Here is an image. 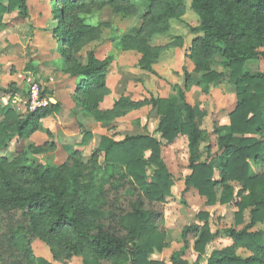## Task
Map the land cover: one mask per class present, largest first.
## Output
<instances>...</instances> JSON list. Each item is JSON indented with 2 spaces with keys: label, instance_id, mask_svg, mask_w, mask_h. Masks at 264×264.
<instances>
[{
  "label": "trees",
  "instance_id": "trees-1",
  "mask_svg": "<svg viewBox=\"0 0 264 264\" xmlns=\"http://www.w3.org/2000/svg\"><path fill=\"white\" fill-rule=\"evenodd\" d=\"M6 2V6L0 5V19L15 10L23 19L28 17L26 0ZM91 5L108 6L123 18L136 17L144 10L134 35L113 34L110 42L119 52L141 55L139 69L153 73L152 65L161 52L181 46L179 37L163 47H152L150 41L152 36L166 33L172 19L184 16L183 0H52L51 5L61 20L54 29L57 53L68 65L64 71L76 79L74 96L80 112L106 124L149 106L160 118L155 129L159 138L136 135L115 140L102 136L85 164L74 154L60 166H32L24 163L23 154L7 160L8 142L14 136L30 137L38 130L39 120L58 106L49 104L22 116L0 109L4 118L0 121V264H50L42 258L35 262L29 244L38 239L53 249L61 236L56 243L61 252L66 258H80L82 264H164L151 259L165 247L161 206L171 196L173 186L161 148L179 137L185 139L190 171L183 179V193L197 191L207 207L234 205L236 226L244 224L245 211L250 220L240 230L223 231L231 246L210 251L218 232L210 231L206 213H198L203 224L183 228L182 246L171 254L170 261L176 264L193 242L196 263L202 259L205 264H264V232L253 230L256 224L264 223V171L256 175L250 171L251 163H264V71L245 69L264 48V0L190 2L199 21L193 31L202 33L193 40L187 55L195 72L202 74L198 85L208 94L210 86L228 84L236 95L229 126L213 125L209 132L203 128L205 111L190 106L177 85L171 86V94L164 99L134 102L120 97L110 110L98 109L109 93L107 67L116 55L98 60L89 52L85 64L74 60V54L97 40L103 27L110 26L90 24L74 13ZM215 57L221 59L226 71L210 68ZM87 137L90 134L85 133L83 139ZM100 154L103 163L99 162ZM239 248L251 255L241 258L236 255Z\"/></svg>",
  "mask_w": 264,
  "mask_h": 264
},
{
  "label": "rangeland",
  "instance_id": "rangeland-1",
  "mask_svg": "<svg viewBox=\"0 0 264 264\" xmlns=\"http://www.w3.org/2000/svg\"><path fill=\"white\" fill-rule=\"evenodd\" d=\"M190 2L191 0H183L185 14L181 18L182 21L180 20L181 26L179 27L185 29L186 36L179 37L181 40L184 38L182 40L183 47L179 48L181 53L187 51L185 48L188 42L185 40H189L187 37L190 35L189 38H191V36L197 35L196 32L191 34L193 29L198 26L199 21L190 8ZM6 4V0H0V5L6 6ZM51 5L52 0H26L28 15L26 19L20 17L17 10L3 14L0 19V109H10L19 116L29 113L25 104L28 99L27 92L30 82H36L39 85L41 96L44 92V98L50 100L48 105L58 106L56 111L39 120L38 130L30 137L14 136L8 142L9 145L4 155L7 160H14L19 154H23L25 164L60 166L70 156L77 154L80 162L85 164L94 154L98 147L99 136L103 134L108 137L112 136L115 140H120L124 136L145 133L150 136L154 135L155 111L151 110L149 106L126 112L106 124L96 123L91 115L80 112L74 96L76 83L64 71L68 65L57 53L58 40L54 29L61 20L55 15L56 12L51 8ZM58 6L62 7V4L59 3ZM143 11L142 9L136 17L129 18L114 15L108 6L102 8L98 5H91L74 11L76 15L84 17L90 24L110 25L107 28L103 27L100 37L84 46L73 55V58L78 63L85 64L89 52H92L94 57L99 60H103L111 53L116 55L114 62L107 67L105 78L107 79L110 75L114 77L113 84H110L111 93H114L112 94L113 104L120 97H127L134 102L143 101L146 98H159V96L155 97L151 94L149 89L144 86L145 73L138 66L141 55L130 51L119 52L110 42L113 34L134 35L142 24ZM175 39L176 37L164 41L154 40L151 44L164 45ZM260 51L261 56L257 60L247 63L245 68L247 71H264V48ZM210 68L226 71L222 67L219 57L212 60ZM149 73L152 74L153 80L162 79L155 72ZM196 97L195 95L193 98L189 96V99L192 101ZM208 98L205 101L207 111L210 112L212 109L213 112L217 109L216 101L211 94L208 95ZM224 106H228V104ZM3 119L0 115V121ZM213 124L211 119L208 120L204 129L209 132ZM85 133L90 134V137L83 139ZM212 144H214V137ZM212 150L214 151V147ZM161 157L173 177V186L171 187V196L166 198L165 203L161 206L165 247L161 252L153 253L151 259L164 264H173L170 261V256L182 246L180 235L183 228L192 224L202 225L203 221L197 218V214L201 212L208 215L206 221L210 231L218 232L216 240L209 245L208 249L220 250L229 246L231 242L223 231L227 229L240 230L244 224L249 223L248 211L243 213L244 224L236 226L233 217L236 208L232 205L205 207L206 200L200 197L196 191L190 190L183 193V179L190 172L182 138H178L170 146H163ZM99 162L103 163L102 154L99 156ZM263 171L264 163H251L253 175ZM235 189H238V185H235ZM253 230L264 232V224H256ZM61 237L56 238L53 249L38 239L32 240L29 247L34 261L42 258L50 264H82L78 257L66 258L64 256L56 244ZM236 253L240 257L248 255L245 250L237 249ZM180 259L187 264H205L206 262L201 259L196 263L193 242L190 243L189 249Z\"/></svg>",
  "mask_w": 264,
  "mask_h": 264
},
{
  "label": "crops",
  "instance_id": "crops-1",
  "mask_svg": "<svg viewBox=\"0 0 264 264\" xmlns=\"http://www.w3.org/2000/svg\"><path fill=\"white\" fill-rule=\"evenodd\" d=\"M180 20L182 21V19H180ZM180 20H175V19L171 20L169 22L168 32L164 33V34H158V35L152 36L151 41H150V45L152 47H163L167 44L172 43L173 41H170L169 43H166L164 45H154V44L152 45L151 43L154 42V40L155 41H158V40L164 41V40H170L173 37L175 38V37H182V36L184 37V35L186 36L185 29L183 27H179V26H181ZM198 25H199V23H198ZM194 32H196L197 35H194L193 37L191 36V38H189L190 37V35H189L187 37L189 40H185V41H188L186 47L184 46L187 50L186 52H183V53L180 52L181 50L179 48L183 47L182 41H181L180 47H171L168 51L164 50L163 52H161V54L158 57L157 63L152 65L153 72H155L159 77H161L162 78L161 80H158V79L153 80L154 78H153L152 74H150L147 71L141 70L142 72L145 73L144 86L146 87V89H149V92L151 94H153L155 97L159 96V98L164 99V98H167L171 94V87L170 86L177 85L184 91L186 102L190 106L198 107L201 110L205 111L206 117L204 119L203 128L206 125L207 121L208 120L210 121V119H211V122L214 123L213 125L228 127L229 126V117L228 116L234 110L235 103H236L235 90L232 86H230L228 84H220L216 87L210 86L208 95L210 96V94H211L214 101H216V104H217L216 108L217 109L213 112H212V109H210V112L207 111L205 101H207V99H209L208 95L203 93L201 90V87L198 85V82H199L202 74L195 72V67H194L193 62L187 58V55H189V53H190V48H191V44H192L193 40L198 38V37H202L201 32L193 31V33H191V34H194ZM212 70L218 71L214 68H212ZM218 72H222V71H218ZM73 79L76 83V79L75 78H73ZM113 81H114V77H112V75L108 76V78L105 79V84L109 90V93H108V95H106L103 98L102 102L100 103L99 109L101 111H107L113 107V105H112L113 104L112 94H114V93H111L112 89L110 88V84H113ZM193 95H195V97L196 96L197 97H196V99H193L191 101L189 99V96H191L193 98ZM109 103H110V105H109ZM225 103L228 104V106H224V105H226ZM154 114H155V112H154ZM154 118L156 121V125L153 129L154 135H151V136H154L157 138L158 134L155 135V129L157 128V124H158L160 118L156 114H155ZM140 135H148V134L145 133V134H140ZM102 136H106V135L103 134ZM102 136H99V138ZM110 137H112V136H110ZM180 138H182V143L184 144L185 139L183 137H179V139ZM212 138H211L212 149L214 147V151L212 150V152L215 153L216 152L215 137H214V144H212ZM176 140H178V138ZM168 146H170V145H168ZM250 171H251V166H250ZM183 187H184V183H183ZM190 190H193V189H189L188 192ZM183 191H184V189H183ZM193 191H195V190H193ZM204 205H205V203H204ZM229 205L231 206L232 204H229ZM229 205H225V206H221V207H226ZM217 206H220V205H217ZM205 207H207V206H205ZM232 207H234V205H232ZM234 208H236V207H234ZM236 211H237V209H236ZM235 212H233V217H234ZM262 224H264V223H262ZM216 238L214 239V241L216 240ZM230 242H231V240H230ZM231 245H232V242L229 246H231ZM229 246H227V247H229ZM215 250H218V249H215ZM239 250H245V249L239 248ZM245 251L248 253V255L245 257H241V258H247L251 255V253L249 251H247V250H245ZM196 257H197V255H196Z\"/></svg>",
  "mask_w": 264,
  "mask_h": 264
},
{
  "label": "built area",
  "instance_id": "built-area-1",
  "mask_svg": "<svg viewBox=\"0 0 264 264\" xmlns=\"http://www.w3.org/2000/svg\"><path fill=\"white\" fill-rule=\"evenodd\" d=\"M27 102L26 106L29 112H35L40 108H44L50 102L49 99L44 98L40 94L39 85L36 82L29 83V90L27 92Z\"/></svg>",
  "mask_w": 264,
  "mask_h": 264
},
{
  "label": "water",
  "instance_id": "water-1",
  "mask_svg": "<svg viewBox=\"0 0 264 264\" xmlns=\"http://www.w3.org/2000/svg\"><path fill=\"white\" fill-rule=\"evenodd\" d=\"M176 264H187L185 261H183L182 259H178L176 261Z\"/></svg>",
  "mask_w": 264,
  "mask_h": 264
}]
</instances>
